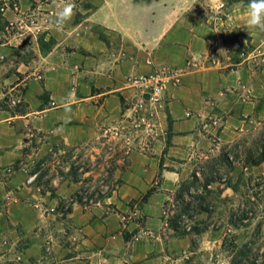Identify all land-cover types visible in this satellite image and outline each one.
<instances>
[{"label":"crops","instance_id":"0c3cea01","mask_svg":"<svg viewBox=\"0 0 264 264\" xmlns=\"http://www.w3.org/2000/svg\"><path fill=\"white\" fill-rule=\"evenodd\" d=\"M85 1L58 31L53 0H0V264H169L185 253L187 239L163 238L151 202L140 240L128 244L109 200H76L93 173L69 166L101 137L146 132L133 127L125 82L149 73L148 60L182 69V83L134 146L135 181L116 196L141 195L158 175L161 190L175 188L214 119L226 143L248 121L264 122V32L247 26L244 2L220 15V0Z\"/></svg>","mask_w":264,"mask_h":264},{"label":"rangeland","instance_id":"374dc122","mask_svg":"<svg viewBox=\"0 0 264 264\" xmlns=\"http://www.w3.org/2000/svg\"><path fill=\"white\" fill-rule=\"evenodd\" d=\"M102 1L96 0V9ZM220 1L225 5L236 2H244L247 5L248 2ZM76 6L85 7L86 1L80 5L76 3ZM133 127L137 131L138 128ZM213 128L216 127L210 123L206 132L203 131L204 141L192 150L183 177L175 188L171 191L161 190L163 179L158 175L151 181L148 190L132 198L128 196L123 199L116 196L114 191L117 186L121 187L127 182L134 183L135 177H130L129 171L136 165L130 162L129 157L134 151V146L141 139L144 140L145 136L148 137L146 134L149 132L135 133L132 137L125 127L123 130L127 134L116 133L114 137H101L96 141L94 149H78L73 154L75 159L69 164L73 168L71 172L75 176L87 171L93 173L84 181L80 192V196L84 197V204L94 205L97 200L103 201L102 198L109 200V212L118 216L116 218L120 224L126 226L124 236L128 244L132 245L140 240V228L146 220L144 208L151 202V206L157 210L154 213L165 223L163 238L166 241L187 239L189 242L185 253L171 259L169 264H232L233 245L242 246L249 243L253 245L254 255H263L264 163L258 166L253 164L259 162L264 153V122L257 118L252 122L248 121L236 140L229 143L221 140L218 135H213ZM195 177L199 182L194 185L193 194L201 198L191 199L186 195L185 204L180 203L177 196L182 186L184 183L192 184ZM210 181L215 182L209 187V191L204 190L202 186ZM230 182L236 192L228 188ZM201 199L206 201L205 207L208 211L199 214ZM189 202H193V207L186 214L185 207ZM242 209L251 212V219L246 222V226L234 227L231 224L232 216L238 215ZM182 214L191 218L179 225L178 233L186 235L178 237L169 222L176 215ZM132 225L138 228L134 226L135 230H129Z\"/></svg>","mask_w":264,"mask_h":264},{"label":"built area","instance_id":"2783aa9c","mask_svg":"<svg viewBox=\"0 0 264 264\" xmlns=\"http://www.w3.org/2000/svg\"><path fill=\"white\" fill-rule=\"evenodd\" d=\"M220 4L216 6L219 14L226 7L222 3L221 8ZM235 48L243 51L240 44L235 45ZM146 65L151 68L149 73L131 75L126 79L125 85L135 94V103L132 108L135 126L138 129L151 131L158 116L166 108L168 89L181 85L184 71L170 66L155 65L151 60H148ZM188 66H192V63L188 62ZM218 123L219 121L214 119L212 125L217 127Z\"/></svg>","mask_w":264,"mask_h":264},{"label":"trees","instance_id":"16d2710c","mask_svg":"<svg viewBox=\"0 0 264 264\" xmlns=\"http://www.w3.org/2000/svg\"><path fill=\"white\" fill-rule=\"evenodd\" d=\"M264 163V153L262 154V159L253 164V166H258L260 164ZM232 166V164H231ZM195 181L192 182V184L189 183H184V185L182 186V190L179 192L177 199L180 203H184L186 201V195L188 197H190L191 199H195V198H199V195H195L193 194V190L195 189L194 185L197 184L199 182V179L197 177H195L194 179ZM215 181H210L207 184H204L202 186V188L206 191H209V187L214 183ZM228 188L233 189L235 192V188L232 187V183H228ZM197 192V191H196ZM148 197H150V194H148ZM201 198V197H200ZM84 197L78 195V201L80 203H83ZM200 210H199V214L207 212L208 209H206V205H205V200L201 199L200 200ZM245 202V201H244ZM245 203H243L244 205ZM193 207V202H189L186 204L185 207V213L187 214V212L189 210H191ZM186 214H182V215H176L169 223L170 226L172 228V230L176 233V236L178 237H184L186 234H179L178 233V228L179 225H181V223L185 222L187 219L191 218L189 216H187ZM251 212L246 211L244 209L240 210V213L238 215H234L232 216V222L231 224L234 225V227L236 226H246V222H248L251 218ZM193 218V217H192ZM193 220V219H192ZM233 249H234V257L232 260V264H264V253L261 256H256L254 255V249H253V245L251 243L249 244H244L242 246H234L233 245Z\"/></svg>","mask_w":264,"mask_h":264},{"label":"clouds","instance_id":"9594fccd","mask_svg":"<svg viewBox=\"0 0 264 264\" xmlns=\"http://www.w3.org/2000/svg\"><path fill=\"white\" fill-rule=\"evenodd\" d=\"M53 4L57 11L53 24L58 31L64 29L66 24L71 21L75 15L76 4L71 0H53ZM223 7V4H220ZM247 26L264 32V0H248L247 5ZM62 104L66 113L71 112V93L67 98L62 100ZM70 121V116L66 118L65 123Z\"/></svg>","mask_w":264,"mask_h":264}]
</instances>
